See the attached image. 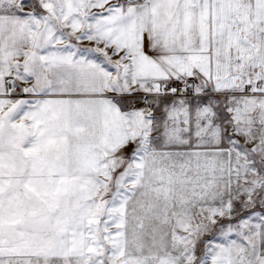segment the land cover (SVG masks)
I'll list each match as a JSON object with an SVG mask.
<instances>
[{
	"label": "snow or ice",
	"instance_id": "obj_1",
	"mask_svg": "<svg viewBox=\"0 0 264 264\" xmlns=\"http://www.w3.org/2000/svg\"><path fill=\"white\" fill-rule=\"evenodd\" d=\"M0 264H264V0H0Z\"/></svg>",
	"mask_w": 264,
	"mask_h": 264
}]
</instances>
